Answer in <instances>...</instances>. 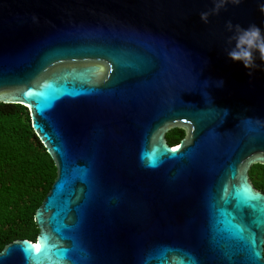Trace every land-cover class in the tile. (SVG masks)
Listing matches in <instances>:
<instances>
[{"label":"water","instance_id":"obj_1","mask_svg":"<svg viewBox=\"0 0 264 264\" xmlns=\"http://www.w3.org/2000/svg\"><path fill=\"white\" fill-rule=\"evenodd\" d=\"M259 4L205 24L212 0H0V104L27 109L56 168L37 244L0 264L264 259V65L226 55V22L264 29Z\"/></svg>","mask_w":264,"mask_h":264},{"label":"trees","instance_id":"obj_2","mask_svg":"<svg viewBox=\"0 0 264 264\" xmlns=\"http://www.w3.org/2000/svg\"><path fill=\"white\" fill-rule=\"evenodd\" d=\"M184 137L171 130V147ZM56 177V168L34 134L27 109L0 104V251L17 239L34 244L38 228L34 214ZM249 177L264 192V165H253Z\"/></svg>","mask_w":264,"mask_h":264},{"label":"clouds","instance_id":"obj_3","mask_svg":"<svg viewBox=\"0 0 264 264\" xmlns=\"http://www.w3.org/2000/svg\"><path fill=\"white\" fill-rule=\"evenodd\" d=\"M242 0H212L213 7L200 13L203 23L209 22L211 15H218L228 4L239 5ZM259 10L264 13V0H260ZM226 30L231 33L226 43V55L232 62H239L247 70L249 76L264 65V29L256 24L243 27L240 24H233L230 20L226 22ZM257 60L260 63H257ZM223 80L219 86H223ZM228 112V109L224 110Z\"/></svg>","mask_w":264,"mask_h":264},{"label":"snow or ice","instance_id":"obj_4","mask_svg":"<svg viewBox=\"0 0 264 264\" xmlns=\"http://www.w3.org/2000/svg\"><path fill=\"white\" fill-rule=\"evenodd\" d=\"M36 248L39 250L40 246L37 245ZM245 264H264V259H261L257 254H253L249 256Z\"/></svg>","mask_w":264,"mask_h":264},{"label":"flooded vegetation","instance_id":"obj_5","mask_svg":"<svg viewBox=\"0 0 264 264\" xmlns=\"http://www.w3.org/2000/svg\"><path fill=\"white\" fill-rule=\"evenodd\" d=\"M166 140H167L168 145L172 146V144H170L169 141H168V139H167V135H166Z\"/></svg>","mask_w":264,"mask_h":264},{"label":"rangeland","instance_id":"obj_6","mask_svg":"<svg viewBox=\"0 0 264 264\" xmlns=\"http://www.w3.org/2000/svg\"><path fill=\"white\" fill-rule=\"evenodd\" d=\"M35 244H37V243H35Z\"/></svg>","mask_w":264,"mask_h":264}]
</instances>
